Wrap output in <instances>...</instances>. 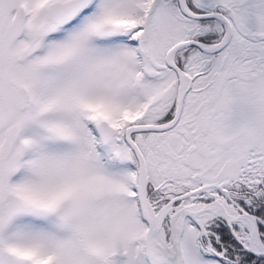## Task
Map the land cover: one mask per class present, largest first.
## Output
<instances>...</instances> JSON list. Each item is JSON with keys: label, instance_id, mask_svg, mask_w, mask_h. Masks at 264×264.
<instances>
[{"label": "snow or ice", "instance_id": "1", "mask_svg": "<svg viewBox=\"0 0 264 264\" xmlns=\"http://www.w3.org/2000/svg\"><path fill=\"white\" fill-rule=\"evenodd\" d=\"M0 264H264V0H0Z\"/></svg>", "mask_w": 264, "mask_h": 264}]
</instances>
